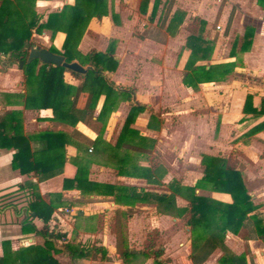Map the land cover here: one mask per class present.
<instances>
[{"label": "crops", "instance_id": "obj_1", "mask_svg": "<svg viewBox=\"0 0 264 264\" xmlns=\"http://www.w3.org/2000/svg\"><path fill=\"white\" fill-rule=\"evenodd\" d=\"M8 3L22 17L34 13L42 22L48 13L72 5L74 0ZM106 10V15L89 19L77 50L81 54L102 52L109 41H114L117 65L105 75L119 88L130 90L145 109L123 130L129 103L118 102L105 119L101 141H95L101 127L94 117L103 95L88 124L76 122L70 126L50 120V108L23 107L19 98L25 94L21 67L18 61H8L0 53V116L5 111H19L25 137L32 138L46 129L67 135L61 172L40 182H36L32 172L20 174L12 169L13 150L0 148V255L3 240L9 241L12 251L42 241L39 236L20 231L31 198V189L25 184L34 182L42 199H48L46 194L60 193L64 202L53 211L47 222L49 228L63 233L65 242L75 238L80 246L104 249V258L97 254L95 258L72 259L60 246V252L54 254L59 264H153V259L141 252L144 239L153 229L158 232L165 264H191L189 227L181 219L159 213L152 194L171 193L179 208L188 205L191 194L230 203L228 193L213 191L208 183L195 186L204 174L202 156L227 160L240 172L264 223V106L258 115L242 112L247 94L252 96L251 108L255 109L260 108L264 98V9L255 0H106ZM216 18L225 31H218L220 26L213 27ZM194 19L204 22L201 35L212 43L209 59L198 60L194 65L207 68L212 64H235L224 80L191 87L182 83V75L189 55L185 47L187 25ZM247 28L251 29L249 47L230 56L233 40ZM63 38L60 31L50 38V32L43 30L32 33L28 41L36 47L52 46L61 51ZM63 79L78 84L68 73ZM46 80L43 76L39 95L44 93ZM73 130L84 139L70 137ZM31 138L30 149L39 150L42 141ZM81 158H86V162L81 163ZM76 164L85 165L87 170L89 185L82 191L74 183L67 182L63 187V179L75 175ZM174 182L179 185L177 192L169 187ZM30 219L37 229L42 227L41 220ZM164 223L183 227V256L178 251L167 255L161 238ZM119 229H124V234ZM223 245L233 255H243L246 264H264L263 242L248 237L244 229L237 234L227 231ZM124 250L128 254L121 257ZM222 254V249L216 247L202 264H218Z\"/></svg>", "mask_w": 264, "mask_h": 264}, {"label": "trees", "instance_id": "obj_2", "mask_svg": "<svg viewBox=\"0 0 264 264\" xmlns=\"http://www.w3.org/2000/svg\"><path fill=\"white\" fill-rule=\"evenodd\" d=\"M255 2L264 9V0H255ZM106 12V0H74L72 5H63L60 10L48 13L46 19L39 22L34 13H30L28 18L26 15L25 18L22 17L18 9L12 7L8 0H2L0 3V53L6 55L8 61H22L25 94L19 98L22 99L23 107L35 110L50 108L52 111L50 120L63 121L70 126H74L76 122L88 124L93 117L99 96L103 95L101 107L94 117L101 127L96 142L101 141L105 119L116 108L118 102L126 100L129 103L123 130L127 129L135 116L145 109L143 103L134 99L130 90L119 88L105 75V72L113 71L117 65L113 56L114 41H109L102 52L91 50L81 54L77 50L78 42L89 19L100 18L106 15ZM203 25L204 22L199 19H194L187 25L189 35L186 37L185 47L189 49V55L182 75V83L186 86L195 87L200 82L224 80L235 64V62H226L208 65L207 68L205 65H194L198 60H208L212 51V43L201 35ZM43 30L50 32V38L57 31L62 32L64 38L61 51L52 46L47 49L62 55L65 62L75 61L86 70L77 73L62 65H46L36 59L26 62L27 49L31 45L28 41L31 34H40ZM250 36L251 29L247 28L242 36L235 38L231 44L230 56L247 50ZM64 73L77 79L78 84L66 83L63 79ZM43 76H46L47 80L44 93L39 95ZM251 99L252 96L247 94L242 112L261 114L264 98L261 99L259 109L251 108ZM19 115V111L9 110L0 116V148L13 150L11 168L18 170L20 174L32 172L36 182L59 174L65 162L64 144L67 135L61 131L53 132L46 129L32 138L25 137L21 131ZM71 136L84 139L74 130ZM29 138L41 140L42 147L32 151ZM80 160L81 163L86 162V158ZM201 163L204 165V174L196 181L195 186L200 187L208 183L211 190L228 193L231 198L230 203L191 194L188 197V205L179 208L175 207L171 193H153L152 200L159 213L181 219L189 227L191 264H202L216 247H220L223 251L217 261L218 264H246L243 255H233L223 245V239L227 231L237 234L244 229L248 237L260 239L264 244V223L258 206L252 202L245 189L240 172L228 164L227 160L202 156ZM76 166L73 178L63 179V187L67 182L74 183V187L82 191L83 187L89 185L86 181L87 170L85 165L76 164ZM172 184L169 185L170 189L177 192L179 185L175 182L174 186ZM25 186L31 189V198L25 209L26 218L21 220L20 231L39 236L42 241L12 251L9 241L3 240L0 264H59L54 254L60 252L61 247V250L72 259L95 258L97 254L100 258L105 257L102 247H83L75 238L65 242L63 233L55 231V227H48L47 222L51 219L53 211L64 204L60 193L46 194L48 199L44 200L36 191V183L27 182ZM144 200L147 199L144 197ZM30 218L41 220L42 227L37 229ZM58 241L61 244H58ZM161 247L158 242V232L153 229L144 239L141 252L151 257L153 264H165ZM126 254L128 250L122 251L120 256L124 257Z\"/></svg>", "mask_w": 264, "mask_h": 264}, {"label": "rangeland", "instance_id": "obj_3", "mask_svg": "<svg viewBox=\"0 0 264 264\" xmlns=\"http://www.w3.org/2000/svg\"><path fill=\"white\" fill-rule=\"evenodd\" d=\"M230 12H231V14H233V12H234L233 6H231ZM221 25L222 24H220L218 22L217 18L213 21V27L215 29H216V26H220V29L218 31H221V30L225 31L224 30L225 28H223L224 25H222V26ZM111 230H112V228H111ZM120 231L124 234V229H121ZM135 232L138 234L139 229L138 228L135 229ZM161 233H162L161 238L163 240L162 243L165 244L164 247L166 249L165 251L167 252V255H171L173 252L178 251L177 252L178 255L183 256L182 250L184 248V244L182 243V241H184L186 238V235H185L186 233L184 232L183 227L178 228L177 225L175 227H173V226H170L169 224L164 223V228H162ZM132 237H134V234L132 235ZM65 264H67V263H65Z\"/></svg>", "mask_w": 264, "mask_h": 264}, {"label": "water", "instance_id": "obj_4", "mask_svg": "<svg viewBox=\"0 0 264 264\" xmlns=\"http://www.w3.org/2000/svg\"><path fill=\"white\" fill-rule=\"evenodd\" d=\"M32 59L38 60L40 63H44L46 65H62L63 67L77 72V73H83L86 69L82 66H80L77 62H65L63 60L62 55L53 53L49 51L45 47H36L34 45H31L29 49L27 50L26 55V62H30ZM22 64V61H18V67L20 68Z\"/></svg>", "mask_w": 264, "mask_h": 264}]
</instances>
